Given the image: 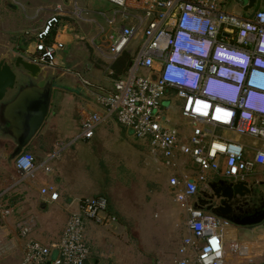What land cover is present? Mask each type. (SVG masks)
Instances as JSON below:
<instances>
[{"label":"built area","instance_id":"built-area-1","mask_svg":"<svg viewBox=\"0 0 264 264\" xmlns=\"http://www.w3.org/2000/svg\"><path fill=\"white\" fill-rule=\"evenodd\" d=\"M104 1L123 17L133 10L142 11L137 25L122 24L114 33L106 57L107 74L114 75L112 65L134 42L139 47L128 72L111 80L109 86L82 81L88 96L94 95L105 112H94L84 120L79 140H92L102 124L115 118L137 139L149 140L153 155H161L167 168L179 170L180 158L190 160L197 169L195 178L181 173L169 180L175 202L184 212L186 229L176 264H227L228 231L238 227L196 209L194 202L199 192L209 191L211 177L255 184L264 179V9L246 18L220 9L216 0ZM62 16L59 8L31 36L28 60L46 71L59 70V54L65 50L59 40ZM115 24V19L109 22L111 27ZM142 69L150 75L140 76ZM173 91L183 104L182 117L191 125L190 136L168 126L163 115V100ZM217 130L249 143L219 137ZM14 164L20 183L33 179L40 170L36 157L29 153H22ZM44 170L51 172L47 166ZM40 193L48 203L60 198L53 186L42 187ZM108 209L104 197L80 200L69 210L60 238L49 243L22 227L20 264H87L91 248L85 222L108 225L115 221L107 215ZM241 246L248 245L234 247L238 257L243 255ZM244 257L245 264H264L252 255ZM258 257H264V251Z\"/></svg>","mask_w":264,"mask_h":264},{"label":"rangeland","instance_id":"rangeland-1","mask_svg":"<svg viewBox=\"0 0 264 264\" xmlns=\"http://www.w3.org/2000/svg\"><path fill=\"white\" fill-rule=\"evenodd\" d=\"M231 3L236 4L233 0ZM91 5L93 9L102 11L104 6L109 7L110 11L116 8L104 0H91ZM82 6V0H0V61H9L17 56L28 59L27 51L33 43L31 36L61 8V19L67 25L70 35L76 32L84 38L73 43V47L69 46L68 50L61 54L59 64L62 69L66 73L87 70L96 78V82L105 80L110 84L112 79L108 74L97 80L101 76L97 71H104V67L109 65L104 60V63H95V60L102 61L96 47L103 45L101 50L104 54L108 53L107 46L111 44L116 28L120 26L119 19L116 25L110 28L103 17L93 16L96 24L102 27L105 33H100V29L94 31L79 21ZM85 17L89 19L90 16ZM90 36L92 39L89 41ZM138 47L139 42H134L127 53L130 55V52ZM123 56L121 57L124 62L119 65L120 68L125 67ZM139 75L147 77L150 71L142 69ZM65 81L69 85L62 86L61 89L55 88L53 92L43 129L50 140L58 141L66 147L62 152L63 158L53 160L51 166L65 173L64 176L68 178L65 183L68 187L81 193V196L77 197L86 198L96 194L107 197L108 214L117 220L115 226L105 228L94 222H85V238L92 254L91 264H176L179 258L177 244L183 239L185 230L180 208L174 202V196L168 187V172L161 167H149L146 158L136 154L138 143L143 141L134 138L130 130L126 129L125 133L115 125L104 131L107 123L102 124L97 130L101 133L97 134L95 139L90 142L78 140L70 146L81 131V109H87L88 105L94 108L96 102L91 100L92 97L86 98L75 90L78 85L81 86L80 81L69 74L65 75ZM178 128L179 132L184 129L183 126ZM29 149L28 147L25 151ZM153 164L158 165L154 161ZM11 167L14 168V162ZM11 206L14 207L13 203L3 210L6 218L17 219L16 223L4 221L5 218L0 215V227L7 224L8 230L15 231V236L9 233V242L15 245L23 243L24 246V239L19 235L22 214L19 208ZM48 210H51V206ZM238 228L241 235L245 234L243 243H249L257 236L252 235L253 227ZM254 228L258 234L255 243L264 247V224ZM1 231L5 232L0 228ZM1 238L3 237L0 235V240ZM256 247L254 245V248ZM233 249L234 247L227 244L226 254H230L236 262L245 264V257H238ZM241 249L243 253L249 251L247 246H241ZM12 253L9 252L5 258H9ZM256 258V262L264 260V257L259 258L258 254ZM16 259L17 255L13 261ZM229 264H232L231 259Z\"/></svg>","mask_w":264,"mask_h":264},{"label":"crops","instance_id":"crops-1","mask_svg":"<svg viewBox=\"0 0 264 264\" xmlns=\"http://www.w3.org/2000/svg\"><path fill=\"white\" fill-rule=\"evenodd\" d=\"M217 3L219 4L220 9L226 11V12H231V13H240L246 18H253L255 12L253 10L247 12L248 16H246L247 13L243 12V7L239 3L238 0H233L235 1V5H233L231 2L232 0H216ZM231 1V2H229ZM257 2L261 3V9H264V0H257ZM82 7H80L81 10V16H79V21H82L87 27H91L92 30L96 31V29H100L103 33H105V30L98 26L96 24V21L93 16H100L103 17L105 20L106 24L109 26V22L113 19H115L116 23L117 20L119 19V24L120 26L122 24L126 25H131L135 26L138 24V18L142 16V11L141 10H133L130 12V15L128 14L126 17H123L122 15H119L117 12L118 9H113V11H110L109 7L104 6V11L101 9H93L91 6V0H82ZM228 5V6H226ZM84 8V9H83ZM108 10V11H107ZM112 12V13H110ZM85 16H90L89 19H87ZM92 24L96 26H92ZM116 25V24H115ZM114 25V26H115ZM113 26V27H114ZM119 26V27H120ZM111 28V26H109ZM119 29V28H118ZM117 30V28H116ZM115 30V31H116ZM83 37H81L80 33L74 32L73 35H70L69 29L66 24L63 23L62 21V26L60 27V33H59V40H61L65 44V50L59 54V58L62 53H65V51L68 50L69 46L73 47V43L78 42L79 40H82ZM84 39V38H83ZM85 39H87L85 37ZM92 39V36L88 38L90 41ZM95 44V43H94ZM76 45V44H75ZM103 46V45H102ZM102 46H97L96 50L101 54L102 56V61L95 60V63H104L103 60L105 61L106 64H108V60L106 57L108 56V53L104 54L103 51L101 50ZM110 46V45H109ZM107 46V48L109 47ZM135 52L131 51L130 55ZM58 59V65H59V70L57 72H61L62 75L69 74L77 81H80L81 86L84 90L83 96L84 97H89L90 94L88 91L85 90V88L82 85L83 80H89L92 84L94 85H101V83H104V85L109 86L110 84L103 80L101 83L96 82L92 77V73H87L84 71H76V72H70L66 73L62 69L61 64H59ZM61 63V61H60ZM104 71H97L101 76L97 78V80H100L103 78L104 74H107V68L104 67ZM49 72V71H48ZM53 72V71H52ZM93 78V79H92ZM89 95V96H86ZM91 100H95V96L91 95ZM88 100V99H87ZM182 102L176 98L175 92H171L169 96L163 100L162 104V112L164 117L169 121L168 126H171L173 128L179 129L178 127H184L180 130L181 134L184 136H190L192 128L191 125L189 124L188 120H185L182 115H181V110H182ZM96 107H91L88 105L87 109H81L80 114L82 115V122H81V131L79 135L77 136L76 140L70 144L73 145L76 141L79 140V136L81 135L82 132V124L85 119H87L92 113L94 112H100L104 113L105 111L102 109L101 106L95 104ZM180 122V123H179ZM107 123V124H106ZM104 124V128H106L107 131L110 129L112 125L117 126L121 131L126 133V127L122 126L121 124L118 123V121L115 118H109ZM103 124V125H104ZM180 124V125H179ZM102 125V126H103ZM43 128L40 130L38 135L34 138L32 143L30 144L29 148L31 149L30 152L36 157V161L38 164V167L40 170L37 171L35 177L33 179L28 180L27 182L20 183V177L16 171L15 164L14 168L11 167V164L8 163L7 161V156L11 152L13 148V143L6 137L2 136L0 134V215L5 218V220H8L12 223H16L17 219L14 220V218H6L5 216V211L3 208L8 207L11 203H13L14 207L11 206V208H19V212L22 214V221L20 224L19 232L22 227L29 228L31 231V235L38 239L41 240L44 243H49L54 240H58L63 232V229L67 223L68 217H69V210L74 209L77 207L78 202L82 199L83 197H77L81 196L80 192H77V190H73L68 185L65 183L66 179H68L66 176H64L65 173H63L61 170H59L56 167H52L51 163L47 162L50 160L51 157L55 156V159H61L63 158V151L66 148L63 146V144L59 143L58 141H53L50 140L48 137L47 132H43ZM98 130V129H97ZM131 132V131H130ZM101 132H96L95 137L96 138L97 134H100ZM219 137H224V138H229V139H234L237 141H241L243 143H249L248 140L239 138L235 135H232L231 133L222 131V130H217L215 133ZM134 136V135H133ZM135 138V136H134ZM92 139V140H93ZM137 139V138H136ZM90 140V141H92ZM80 141V140H79ZM90 141H85V142H90ZM143 141L142 143H138V147L136 150V154L139 157H143L144 159L146 158L147 162L149 163V167L153 165L154 167L158 168L161 167L162 169L166 170L168 172V187L171 192V187L169 184V180L172 176H181V173H185V175L195 178L197 175V169L196 166H194L190 160L186 158H180V169L179 170H173L172 168H167L163 162L162 156L159 155L155 157L152 153V146L149 140H140ZM134 145V144H133ZM61 146V149L59 150V147ZM54 159V160H55ZM140 160V159H138ZM154 163H157L158 165H154ZM130 163V161H129ZM136 163L134 162L133 165ZM50 167L51 172L46 173L44 170V167ZM4 168V169H3ZM16 171V172H15ZM17 173V174H16ZM221 179H216L214 177H211L210 182H215L219 181ZM44 186H53L56 188V190L60 194V198L56 203H48L46 202V199L41 196L40 190ZM98 197H104L107 199V197L96 194L91 197H86V198H98ZM80 198V199H79ZM196 200V199H195ZM108 201V200H107ZM175 202V199H174ZM196 202V201H195ZM194 202V204H195ZM176 203V202H175ZM177 204V203H176ZM178 205V204H177ZM51 206V210L49 211L48 209ZM180 208V206L178 205ZM8 213H11L8 211ZM180 213L182 215L181 220L182 222L184 221V212L180 208ZM107 215L109 216L108 212ZM111 219H115V221L109 223L106 226H103L104 228L107 226H115V222L117 221L115 217L109 216ZM114 223V224H113ZM22 225V226H21ZM185 234L183 238L186 236V229L184 227V222L182 224ZM259 227V226H258ZM1 230L5 232H0L1 240H0V264H20L22 259H23V254H24V246L23 243L22 245H15L14 243L11 244L9 242V233L11 235L15 236L14 230L10 229L8 230V225L5 224V226L0 227ZM5 228V229H4ZM251 232L253 233L252 235L255 236L252 238V241L247 244L249 251L244 252L242 256H254V259L256 260V255L259 254L257 252H263V248H258L259 245L255 243V239L258 237V234H256V229L251 228ZM255 232V234H254ZM228 245H231L232 247H236L237 244H243L244 236L245 234L242 233L241 235V230L237 228L236 230H229L228 231ZM232 236H235L232 238ZM251 237V236H250ZM182 241V240H181ZM13 245V248H11ZM179 245V243L177 244ZM254 245L257 247L254 248ZM253 248H252V247ZM14 249V250H13ZM12 250V251H11ZM234 250V249H233ZM9 252H13L9 258H5L8 256ZM178 253V252H177ZM257 253V254H256ZM7 254V255H6ZM17 255L16 261H13V258ZM179 255V254H178ZM230 254H226V259H227V264H229L230 259L232 261V264H240L239 262H236L234 258H232ZM91 257L88 261V264H91ZM180 259V256L178 260ZM239 258H237L238 260ZM247 261L245 260V263Z\"/></svg>","mask_w":264,"mask_h":264},{"label":"water","instance_id":"water-1","mask_svg":"<svg viewBox=\"0 0 264 264\" xmlns=\"http://www.w3.org/2000/svg\"><path fill=\"white\" fill-rule=\"evenodd\" d=\"M243 12L257 13L261 3L257 0H238ZM46 70L17 56L0 61V134L7 137L13 148L7 156L12 164L30 146L43 128L50 111L53 92L60 88L54 80L47 79ZM83 94L80 85L75 88ZM261 184L219 180L209 183V191H201L195 208L237 226L255 227L264 224V208H256L247 200L258 195ZM244 207L249 208L248 211Z\"/></svg>","mask_w":264,"mask_h":264},{"label":"flooded vegetation","instance_id":"flooded-vegetation-1","mask_svg":"<svg viewBox=\"0 0 264 264\" xmlns=\"http://www.w3.org/2000/svg\"><path fill=\"white\" fill-rule=\"evenodd\" d=\"M47 74H48L47 79L54 80L55 83L61 86L58 89H61L62 86L69 85L68 82L65 81L64 75L56 73V72H52V71H49V72L47 71ZM261 183H263V181ZM257 192H258V195L250 197L247 200V202L254 207L256 206V208H264V185H260L257 189ZM197 197H199V194L197 195ZM244 210L248 211L249 208L244 207Z\"/></svg>","mask_w":264,"mask_h":264},{"label":"trees","instance_id":"trees-1","mask_svg":"<svg viewBox=\"0 0 264 264\" xmlns=\"http://www.w3.org/2000/svg\"><path fill=\"white\" fill-rule=\"evenodd\" d=\"M12 11H14V9H12ZM123 55H124L123 57H125V67H122V68L119 67V65L124 62V59H122V57H121L115 64L112 65V70H113V73H114L113 76H110V78L112 80L119 79L121 76H124L128 72L129 65L131 63L132 57L127 52H125ZM30 150L31 149L25 151L24 153L31 154Z\"/></svg>","mask_w":264,"mask_h":264}]
</instances>
